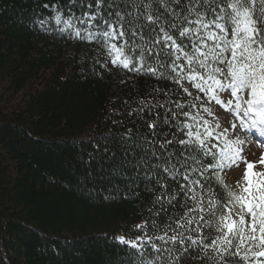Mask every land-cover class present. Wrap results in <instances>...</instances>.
Instances as JSON below:
<instances>
[{
    "label": "trees",
    "instance_id": "1",
    "mask_svg": "<svg viewBox=\"0 0 264 264\" xmlns=\"http://www.w3.org/2000/svg\"><path fill=\"white\" fill-rule=\"evenodd\" d=\"M233 6L264 55V0H0V264H264L202 118Z\"/></svg>",
    "mask_w": 264,
    "mask_h": 264
},
{
    "label": "rangeland",
    "instance_id": "2",
    "mask_svg": "<svg viewBox=\"0 0 264 264\" xmlns=\"http://www.w3.org/2000/svg\"><path fill=\"white\" fill-rule=\"evenodd\" d=\"M230 11L234 13L233 28L220 34L204 33V49L198 53L208 58L221 55L231 67L224 80L212 79L213 95L203 119L210 133L226 144L229 159L223 175L231 189L248 202L254 189H259L252 213L264 224V143L252 136L254 131L264 133V58L260 51L252 53L248 44V37L254 35L251 14L237 8ZM113 48L99 47L92 58L110 69H123V57ZM245 122L252 124L248 130Z\"/></svg>",
    "mask_w": 264,
    "mask_h": 264
}]
</instances>
